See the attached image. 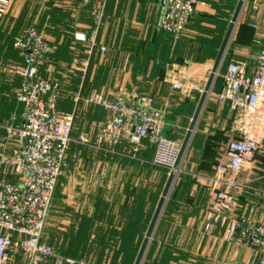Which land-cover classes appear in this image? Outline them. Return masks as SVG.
I'll list each match as a JSON object with an SVG mask.
<instances>
[{"label":"crops","instance_id":"obj_1","mask_svg":"<svg viewBox=\"0 0 264 264\" xmlns=\"http://www.w3.org/2000/svg\"><path fill=\"white\" fill-rule=\"evenodd\" d=\"M159 1L107 0L96 43L91 45L74 39L75 33L88 36L95 27L90 14L91 0H9L0 12V123L21 122L22 105L15 98L20 77L14 68L23 63V56L12 42L25 26L32 25L44 33L52 46L50 64L42 67L40 74L61 83L57 111L72 117V139L78 141L80 133L90 130L89 124L106 114L100 105L86 103V97L101 92L112 99L115 91L122 88L150 98L154 108L163 110L162 134L178 140L169 134L182 128L184 122L186 133L238 0H197L179 38L157 28ZM253 4L258 5L257 10L252 8ZM249 22L258 23L259 28L250 27ZM263 29L264 0H246L196 121L183 170L171 185L142 264H160L162 258L190 254L188 248L194 244L209 245L205 256L220 258L225 264L251 255L247 245L227 238L226 222L209 230L204 228L218 161L206 156L227 143L231 132L237 136L232 112L225 103L216 100L215 93L223 86V74L229 62L243 64L248 74L253 71ZM101 45L104 51L100 50ZM82 119L85 122L78 123ZM74 129L79 132L75 138ZM3 136L1 131L0 153L8 151ZM129 146L123 135L119 143L104 147L107 149L97 151L94 145L87 146L89 152L95 150L96 154L78 157L74 166L75 158H67L58 180L62 184L58 207L76 215L78 233L85 242L96 241L92 239L95 236L90 220L99 213L102 221L109 222L104 232L108 241L115 236L124 237L123 242H142L153 214L151 182L158 185L162 180L164 185L166 177L150 173L151 142L142 141L135 153ZM4 177L9 182L19 180L12 174ZM226 179L240 185L231 189L239 203L236 215L257 217L264 213V139L260 151ZM76 180L77 186L73 187ZM73 191L77 196L74 204L69 201ZM124 227L131 231L118 232ZM45 233L54 243L46 227ZM179 245L185 247L180 249ZM8 255L6 264H23L20 254L9 251Z\"/></svg>","mask_w":264,"mask_h":264},{"label":"built area","instance_id":"obj_2","mask_svg":"<svg viewBox=\"0 0 264 264\" xmlns=\"http://www.w3.org/2000/svg\"><path fill=\"white\" fill-rule=\"evenodd\" d=\"M8 2L0 0V12ZM106 2L91 0L90 14L95 27L88 36L75 33L76 40L96 43ZM197 3V0H160L157 28L179 38ZM252 8L257 10L258 5L253 4ZM248 25L259 28L256 22ZM12 45L23 56V63L14 68L20 77L15 98L21 103L22 111L20 124L0 123L8 150L0 153V264L7 263L9 251L20 254L23 264H84L83 259L57 251L45 234L55 187L72 140V117L57 111L61 83L40 74V69L50 64L52 46L44 33L32 25L15 35ZM99 48L105 50L102 45ZM254 62L249 74L243 64L229 62L223 74V86L215 93L216 100L225 103L232 112L237 136L226 143L214 166V192L204 228L209 230L226 222L227 238L250 248L249 257L233 264H264V213L257 217L236 215L239 203L231 189L240 185L226 179L260 151L264 139V29ZM85 101L100 105L106 113L100 123V141L115 144L126 135L135 153L142 141L148 140L153 144L151 162L176 177L180 142L163 136L164 112L154 108L150 98L118 88L112 99L101 92H92ZM77 139L85 141L86 135L80 133ZM6 174L19 180L9 182L4 177Z\"/></svg>","mask_w":264,"mask_h":264},{"label":"rangeland","instance_id":"obj_3","mask_svg":"<svg viewBox=\"0 0 264 264\" xmlns=\"http://www.w3.org/2000/svg\"><path fill=\"white\" fill-rule=\"evenodd\" d=\"M229 14H231V11L229 12ZM105 116L106 114H104L102 117L100 115L93 124H89L90 130H84V134L86 135L85 141H82V142L79 140L76 141V139L71 140L69 149L66 153L63 169L67 162V158L69 156H71L72 158H75V160L73 161V166H74V162L77 161L78 157H83V156L89 157L90 155L96 154L95 150L97 149L102 150L104 147H111L116 144V143L115 144L103 143L102 141L99 140L100 139L99 138L100 123L105 118ZM84 122H85L84 119H82L81 121H78V123H84ZM186 125L187 123L184 122L182 128H176L177 129L176 131L171 130L174 132L172 134H169V136H176V138L181 144L184 134H185ZM77 131L78 130L74 129L73 134H72L73 138H75L78 135L79 132ZM234 137H235L234 132H231L229 140ZM91 144L95 146V150L93 152L91 151L89 152L87 150V146ZM225 144H220L219 147L214 150L213 155L206 156V157L216 162L222 155V151L224 149ZM188 147L182 156L180 164L178 165V169H179L178 173H180L183 170L184 159L189 154L187 153ZM104 149H107V148H104ZM130 151L132 152L131 147H130ZM158 167L162 169H159ZM62 173H63V170H62ZM150 173L156 176L157 174H160V175L164 174L163 177L164 176L166 177L165 178V181H166L170 172L164 167L152 164V166L150 167ZM163 182L161 180V183H159L158 185L153 184V181L151 182V186H150L151 188V194H150L151 214L153 213L155 206L158 202V199L161 195L162 189L164 187ZM72 186L73 187L77 186V180L73 182ZM61 187H62V184L61 185L58 184L56 187L54 200H53V206H52L51 212L49 213L47 223H46V231L48 234L49 232L51 233V237L54 240V244L58 246L59 248H62L64 251H67L75 256L83 257L82 259L84 260V264H133L141 243L123 242L125 240L124 237L120 238V237H115V236L111 237L110 239L112 240L108 241L109 238H106L108 236L106 234L104 235V232H105V228L109 227V222L105 223L104 221L101 220L102 213H99L96 218L94 217L95 219L92 218L90 220L91 226L93 228L92 235L95 236V237H92V239L95 238L96 241L95 242L93 241L85 242V239L84 237H82L81 233L80 234L78 233V228H77L78 222H77L76 215H74L71 212L69 213L63 212L58 207L59 201L61 199V196H60ZM74 197H77V196H75V193L73 191V195L69 197L70 203L74 204ZM71 199L73 200L71 201ZM93 216H95V214ZM120 231H123V233H125L131 230L129 228L124 227L122 228V230L119 229L118 232ZM106 233H109V231H106ZM112 233H113V229H112ZM116 240H119V241H116ZM183 247H185V245H179L178 248L181 249ZM208 247L209 245L204 247V245L194 244V245H191L190 248H188L191 251L190 254L183 255L181 257H173L174 259L173 258L172 259L162 258L159 263L160 264H225V261L223 262L222 259L220 258L215 257L214 259H211L208 256L206 257L204 251L206 250L208 251ZM164 256H167V254H164Z\"/></svg>","mask_w":264,"mask_h":264},{"label":"water","instance_id":"obj_4","mask_svg":"<svg viewBox=\"0 0 264 264\" xmlns=\"http://www.w3.org/2000/svg\"><path fill=\"white\" fill-rule=\"evenodd\" d=\"M242 5H243V0H238L237 1V5H236V8L233 12V15L231 17V20H230V23H229V26L227 28V31L224 35V38L222 40V43L219 47V50L217 52V55L214 59V62H213V65H212V68H211V71L208 75V78H207V81L204 85V88H203V91L201 93V96L199 98V101L197 103V106L195 108V111L190 119V123L188 125V128L186 130V133L184 135V138L180 144V150H179V154H178V157H177V160H176V165H179L180 164V161L182 159V156L183 154L185 153L187 147H188V144H189V141L191 139V135L193 133V130L195 128V124H196V121L199 117V114L201 112V109L204 105V102L208 96V92L210 91V88H211V85L214 81V79L216 78L215 74L217 72V69L218 67L220 66L221 64V61L223 59V56H224V53H225V50H226V47H227V44L230 40V37H231V34H232V31L235 27V24H236V21L238 19V15L242 9ZM174 178H175V175L173 174V172H170L169 175H168V178L164 184V187L162 189V192H161V195L158 199V202L155 206V209L153 211V214L151 216V219H150V222L148 224V227L145 231V235L142 239V242L139 246V249L137 251V254H136V257L134 259V262L133 264H141L142 261H143V258H144V255H145V252L147 250V247L149 245V242H150V239H151V236L155 230V227H156V224H157V221L159 219V216L161 214V211H162V208H163V205L165 203V199L169 193V190L171 188V185L174 181Z\"/></svg>","mask_w":264,"mask_h":264},{"label":"trees","instance_id":"obj_5","mask_svg":"<svg viewBox=\"0 0 264 264\" xmlns=\"http://www.w3.org/2000/svg\"><path fill=\"white\" fill-rule=\"evenodd\" d=\"M74 36H75V34H74ZM75 39V38H74ZM50 61H51V59H50ZM18 88V87H17ZM16 91V90H15ZM117 143H119V142H117ZM116 143V144H117ZM68 149H69V146H68ZM68 149H67V151H68ZM65 162V161H64ZM64 165V164H63ZM62 169H63V166H62ZM166 169V168H165ZM61 173H62V171H61ZM61 175V174H60ZM60 177V176H59ZM58 180H59V178H58ZM57 184H58V181H57ZM57 184H56V187H57ZM56 187H55V190H56ZM54 193H55V191H54ZM55 195V194H54ZM54 195H53V199H52V205H51V209H52V206H53V200H54ZM51 209H50V212H51ZM46 234V233H45ZM47 236V235H46ZM48 238V237H47ZM49 241V240H48ZM49 243L50 244H52L54 247H55V249L57 250V251H59L60 253H62V254H64V255H66V256H71V257H73V258H76V259H82L83 257H80V256H75V255H73V254H71V253H69V252H67V251H64L62 248H59L58 246H56L54 243H52V242H50L49 241Z\"/></svg>","mask_w":264,"mask_h":264}]
</instances>
